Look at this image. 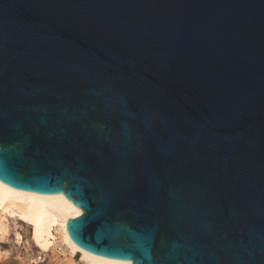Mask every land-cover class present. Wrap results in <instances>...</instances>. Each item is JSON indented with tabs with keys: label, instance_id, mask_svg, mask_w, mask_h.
<instances>
[{
	"label": "water",
	"instance_id": "water-1",
	"mask_svg": "<svg viewBox=\"0 0 264 264\" xmlns=\"http://www.w3.org/2000/svg\"><path fill=\"white\" fill-rule=\"evenodd\" d=\"M0 180L96 256L264 264V0H0Z\"/></svg>",
	"mask_w": 264,
	"mask_h": 264
},
{
	"label": "bare ground",
	"instance_id": "bare-ground-1",
	"mask_svg": "<svg viewBox=\"0 0 264 264\" xmlns=\"http://www.w3.org/2000/svg\"><path fill=\"white\" fill-rule=\"evenodd\" d=\"M81 213V209L63 195L22 191L0 180V237L9 233V218H12L28 229L29 242L40 254L51 253L54 258L62 254L66 257L64 264H131L130 261L93 255L71 241L66 222ZM14 239L20 242L22 235L16 232Z\"/></svg>",
	"mask_w": 264,
	"mask_h": 264
},
{
	"label": "rangeland",
	"instance_id": "rangeland-1",
	"mask_svg": "<svg viewBox=\"0 0 264 264\" xmlns=\"http://www.w3.org/2000/svg\"><path fill=\"white\" fill-rule=\"evenodd\" d=\"M21 225L9 218V233L0 237V264H64L66 257L62 254L55 258L51 253L40 254L29 242L28 229ZM16 232L22 235L20 242L14 239Z\"/></svg>",
	"mask_w": 264,
	"mask_h": 264
}]
</instances>
